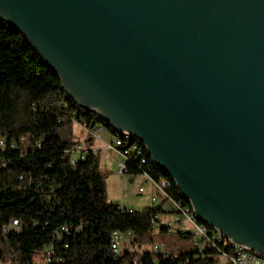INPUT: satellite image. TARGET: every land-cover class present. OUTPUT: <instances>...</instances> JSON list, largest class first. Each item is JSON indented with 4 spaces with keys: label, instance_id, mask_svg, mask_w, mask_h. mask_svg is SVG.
<instances>
[{
    "label": "water",
    "instance_id": "water-1",
    "mask_svg": "<svg viewBox=\"0 0 264 264\" xmlns=\"http://www.w3.org/2000/svg\"><path fill=\"white\" fill-rule=\"evenodd\" d=\"M0 20L198 221L264 257V0H0Z\"/></svg>",
    "mask_w": 264,
    "mask_h": 264
},
{
    "label": "trees",
    "instance_id": "trees-1",
    "mask_svg": "<svg viewBox=\"0 0 264 264\" xmlns=\"http://www.w3.org/2000/svg\"><path fill=\"white\" fill-rule=\"evenodd\" d=\"M73 122L86 129L99 123L114 134L106 120L77 105L24 36L0 20V135L6 141L0 148V264H35L48 245L52 253L45 264L209 261L207 256L192 259L191 249L163 257L146 248L151 242V215L166 211L160 204L127 211L108 202L106 173L98 166L97 154L87 147L88 139L82 140V156L69 160L70 149L79 143ZM140 156L144 162L131 157L123 173L163 176L169 181V195L184 200L144 149ZM12 217L19 221L18 229L2 231ZM111 229L130 231L115 257L106 251Z\"/></svg>",
    "mask_w": 264,
    "mask_h": 264
},
{
    "label": "built area",
    "instance_id": "built-area-1",
    "mask_svg": "<svg viewBox=\"0 0 264 264\" xmlns=\"http://www.w3.org/2000/svg\"><path fill=\"white\" fill-rule=\"evenodd\" d=\"M101 128L102 126L99 123H95L87 129L89 137H97ZM19 139L23 140V137H19ZM5 144L4 137L0 135V148L4 147ZM9 145L13 146L14 141L10 140ZM106 146L120 156L121 159L118 162L119 172L125 171L126 163L132 159L131 157L137 158L140 163L144 162V157L140 156L141 150L144 149L143 146L125 131L114 132ZM81 149L82 147L77 144L70 149V162L75 157L82 156ZM146 156L148 155L146 154ZM141 173L151 180L155 195H159L161 201L167 203V207L164 208L166 213H154L151 215L150 227L152 232H160V229H163L162 231L164 232L172 230L178 232V234L190 241L192 259L198 256L210 258L209 261H205L202 264H264L263 256L249 250L245 246L232 242L220 234L218 230L198 221L187 201L182 198H172L169 195L167 191L169 181L165 177L157 176L155 179H152L144 171ZM137 190L140 191L141 187H138ZM126 210L132 211L133 209L126 208ZM18 227L19 221L17 218L12 217L9 219L7 226L2 227V231L8 229L16 230ZM66 228L65 226H61L60 230L65 231ZM108 237L109 241L106 251L115 257L120 251V245H123L130 237V231L111 229L109 230ZM55 240L58 242L60 240L59 236ZM146 248L150 251L161 253L163 257L170 253L164 244L153 243L149 247L146 246ZM44 253L36 257L37 261L35 264H45L49 261V255L52 253L51 245L45 248ZM131 264H135V259L131 260Z\"/></svg>",
    "mask_w": 264,
    "mask_h": 264
},
{
    "label": "rangeland",
    "instance_id": "rangeland-1",
    "mask_svg": "<svg viewBox=\"0 0 264 264\" xmlns=\"http://www.w3.org/2000/svg\"><path fill=\"white\" fill-rule=\"evenodd\" d=\"M72 129L75 135L79 137V130H77V126L74 125ZM83 143V141H80V144ZM109 151L114 152L111 149ZM109 170L110 171H105L106 175L104 179L107 201H115L121 206H125L126 208L133 210H139L144 207L145 204L149 203V195L146 193V191L142 194H137L135 192L137 185L135 180L130 181L128 175L126 174L119 176L116 172L118 171V168H115V165ZM153 243L164 244L169 252L173 255L182 250L191 249L190 241L186 240L184 236L174 232L173 230L170 232H152L151 242L147 243L146 246L149 247ZM120 248H122V245H120Z\"/></svg>",
    "mask_w": 264,
    "mask_h": 264
},
{
    "label": "crops",
    "instance_id": "crops-1",
    "mask_svg": "<svg viewBox=\"0 0 264 264\" xmlns=\"http://www.w3.org/2000/svg\"><path fill=\"white\" fill-rule=\"evenodd\" d=\"M74 125H76L77 130H79V133H78L79 137H78L75 135L72 129V132L76 140L79 141L77 145L82 147L83 144H80V141H82L83 139H88L87 147L97 154L98 166L100 170L110 171L109 169H112L114 165H115V168H118V162L121 158L115 151L114 152L109 151L110 149L107 148L106 144L109 142L111 135L105 128L103 127L101 128L97 137H89L87 133V129L85 127H83L81 124L76 123V122H73L72 127H74ZM116 172L118 173L119 176H122L123 174L128 175L130 181H133V180L136 181L137 185H136L135 192L137 194H142L146 191V193L149 195L148 197L149 203L145 204V206H155V205L160 204L162 209L167 207V203L162 202L159 195H155L153 184L146 175H144L143 173L130 174V173H123L119 171H116ZM138 187H141L140 191L137 190ZM108 202L119 204L115 201L112 202L111 200H109ZM134 210H137V209H134Z\"/></svg>",
    "mask_w": 264,
    "mask_h": 264
}]
</instances>
